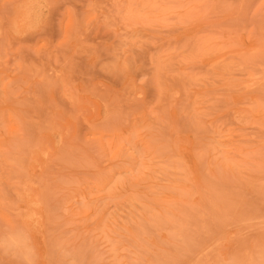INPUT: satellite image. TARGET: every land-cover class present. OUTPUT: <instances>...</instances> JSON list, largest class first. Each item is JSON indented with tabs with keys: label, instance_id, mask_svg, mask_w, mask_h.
<instances>
[{
	"label": "rangeland",
	"instance_id": "obj_1",
	"mask_svg": "<svg viewBox=\"0 0 264 264\" xmlns=\"http://www.w3.org/2000/svg\"><path fill=\"white\" fill-rule=\"evenodd\" d=\"M0 264H264V0H0Z\"/></svg>",
	"mask_w": 264,
	"mask_h": 264
},
{
	"label": "clouds",
	"instance_id": "obj_2",
	"mask_svg": "<svg viewBox=\"0 0 264 264\" xmlns=\"http://www.w3.org/2000/svg\"><path fill=\"white\" fill-rule=\"evenodd\" d=\"M0 251L5 253L16 255L18 254V249L15 245L12 244H0ZM23 264H31V253L30 251H26L22 253Z\"/></svg>",
	"mask_w": 264,
	"mask_h": 264
}]
</instances>
